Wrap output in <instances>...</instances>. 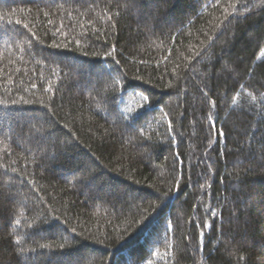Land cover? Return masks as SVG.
Listing matches in <instances>:
<instances>
[{
  "label": "trees",
  "instance_id": "1",
  "mask_svg": "<svg viewBox=\"0 0 264 264\" xmlns=\"http://www.w3.org/2000/svg\"><path fill=\"white\" fill-rule=\"evenodd\" d=\"M262 51L264 0H0V264H264Z\"/></svg>",
  "mask_w": 264,
  "mask_h": 264
},
{
  "label": "snow or ice",
  "instance_id": "2",
  "mask_svg": "<svg viewBox=\"0 0 264 264\" xmlns=\"http://www.w3.org/2000/svg\"><path fill=\"white\" fill-rule=\"evenodd\" d=\"M18 23H19V21H18ZM25 27H27V25H25ZM53 47H59V45H55L54 44ZM260 54H261V56H264V51H262ZM173 71H175V69ZM33 87H35V85H33ZM49 88H51V85H49ZM143 100L145 101L146 104L148 103V97L147 96H144ZM233 102L235 103V101H233ZM0 103H3V101H0ZM210 103L213 106H215L216 101L215 100H211ZM209 118H210L212 126L215 127L216 126L215 120H211V117H209ZM169 128H171V122H169ZM219 134L223 135L224 133L222 131H220ZM165 195H167V194H165ZM212 215H215V213L213 212ZM144 219H146V217ZM17 223H19V221H17ZM208 226L210 227V225H208ZM73 231H75V229H73ZM200 236H201V238L204 236L203 231L200 232ZM61 247H63V245H61Z\"/></svg>",
  "mask_w": 264,
  "mask_h": 264
}]
</instances>
